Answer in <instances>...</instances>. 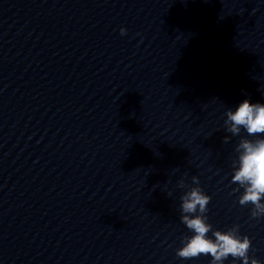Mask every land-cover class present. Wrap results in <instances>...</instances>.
Instances as JSON below:
<instances>
[{"label": "clouds", "instance_id": "9594fccd", "mask_svg": "<svg viewBox=\"0 0 264 264\" xmlns=\"http://www.w3.org/2000/svg\"><path fill=\"white\" fill-rule=\"evenodd\" d=\"M120 31L126 34L124 28ZM224 123L232 136H238L243 129L249 136L258 137L254 140L242 138L236 146L238 157L233 161L231 183L238 185L233 191L243 189L239 204L253 206L251 217H264V104L245 99L235 110L226 112ZM228 141L229 136H225L224 142ZM192 182L199 185L198 177L193 176ZM178 186L183 188L184 181ZM210 200L199 186L191 187L181 196V222L192 235L184 237L183 246L177 249L176 255L185 260L211 256L210 264H224L229 257L242 260V264H260L257 259H250L248 252L252 242L247 236L239 235V225L223 232L213 230L206 215Z\"/></svg>", "mask_w": 264, "mask_h": 264}]
</instances>
